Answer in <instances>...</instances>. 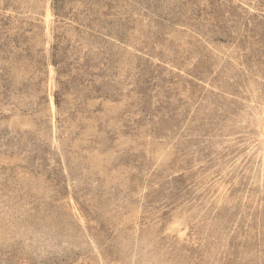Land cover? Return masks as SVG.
I'll return each instance as SVG.
<instances>
[{"label": "rangeland", "instance_id": "1", "mask_svg": "<svg viewBox=\"0 0 264 264\" xmlns=\"http://www.w3.org/2000/svg\"><path fill=\"white\" fill-rule=\"evenodd\" d=\"M264 0H0V264H264Z\"/></svg>", "mask_w": 264, "mask_h": 264}, {"label": "bare ground", "instance_id": "2", "mask_svg": "<svg viewBox=\"0 0 264 264\" xmlns=\"http://www.w3.org/2000/svg\"><path fill=\"white\" fill-rule=\"evenodd\" d=\"M263 132H264V128L263 129L261 128V133H263Z\"/></svg>", "mask_w": 264, "mask_h": 264}]
</instances>
